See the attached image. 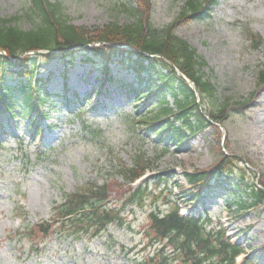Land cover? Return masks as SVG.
I'll return each instance as SVG.
<instances>
[{"label": "rangeland", "instance_id": "1", "mask_svg": "<svg viewBox=\"0 0 264 264\" xmlns=\"http://www.w3.org/2000/svg\"><path fill=\"white\" fill-rule=\"evenodd\" d=\"M50 1L61 5L70 24L92 30L110 23L129 25L135 21L131 13L122 11L121 5L135 7L137 0ZM149 1L152 23L164 28L173 24L187 0ZM28 7V0H0V20L15 18L10 25L31 30L39 22L30 17ZM175 33L205 60L204 73L216 86L219 99L232 101L230 118L222 123L225 139L221 137L218 143V137L206 131L179 147L167 136L161 138L162 134L155 135L146 125L138 124L134 116L141 112L144 118L148 107H139L136 113V107L130 104L132 94L123 95L115 87L111 96L96 95L92 99V95L85 107L77 106L71 112L70 105L64 107V99L50 97L43 108L48 121L41 123L42 134L36 140H32L33 128L28 135L30 118L16 119L6 114L4 123H0V132L6 130L10 134L0 140V264H138L156 249L149 246L147 235L149 209L156 201L168 210L165 204L169 192L179 194V188L173 186L175 182L186 188L184 171L210 169L219 161L221 149L226 155L246 160L260 178L264 177V89L258 90L247 109L240 111L235 105L257 90V73L264 63V0H218L210 18L180 25ZM250 35L261 40L260 49H256ZM88 58H73L67 83L60 79L64 66L59 59L38 63L37 58L34 72L43 80L52 74L44 85L50 93H59L68 84L82 99L90 92L100 70L99 62L89 64ZM82 61L87 65L82 66ZM124 68L112 65V75L120 78V85L133 82L137 86L133 73ZM111 86L118 85L108 87ZM71 93L67 99L72 98ZM37 119L38 116L33 127ZM44 141L49 142V147L43 156H38ZM226 144L228 147L222 148ZM161 150H167L166 154L160 155ZM136 157L147 161L143 165L149 170L145 174L147 180L153 181V190H160L157 195L148 194L136 206L123 208L126 195L119 170L122 163L124 168L133 167ZM160 175L170 176L169 189L164 183L155 185L161 180L155 177ZM94 183L108 184V201L112 208H123L121 219L96 238L73 236L68 226L54 223V209L65 196ZM205 202L212 216L211 228L216 223L225 225L231 238L240 241L245 252L250 249V255L257 256V264H264V206L235 218L234 213L231 217L223 211L224 199L206 198ZM48 222V233L37 228L35 238L29 234L30 239H21L27 237L24 234L29 228ZM74 237L80 240L72 241ZM165 256L166 253L161 254L160 259Z\"/></svg>", "mask_w": 264, "mask_h": 264}, {"label": "trees", "instance_id": "2", "mask_svg": "<svg viewBox=\"0 0 264 264\" xmlns=\"http://www.w3.org/2000/svg\"><path fill=\"white\" fill-rule=\"evenodd\" d=\"M216 3L217 0H187L173 24L159 28L152 23L150 1L137 0L135 7L121 5L122 11L131 13L135 18L132 24L119 25L115 22L92 30L70 24L57 2L28 0L27 12L39 22L35 28L26 31L10 25L16 21L15 18L0 20V51L7 55H0V112L14 117L28 116L25 115V110L38 114L43 104L49 101V95L40 90L38 84L41 80L33 79L37 58L42 62L55 56L71 60L70 56L75 49L81 48L90 51L93 57L102 61L128 66L141 82L146 78L143 74L147 75V83L150 84L141 92L139 89L134 92L135 100L142 99V105L148 107L144 118L141 114L136 115L138 124L146 125L157 133L165 132L178 146L187 145L191 139L206 130L217 136L219 143L220 131L216 124H222L230 118L232 101L219 99L216 86L204 73L205 60L175 33L180 25L210 17V9ZM251 38L255 42L254 46L259 49L262 46L261 40L257 36ZM96 43L104 45L95 46ZM122 46H130L136 52L125 50ZM37 51H52L57 54H33ZM260 67L257 73V90L247 100L235 104L240 111L252 104L258 90L264 89V63ZM176 69L196 85L198 97L190 85L178 75ZM107 74L109 75L108 72ZM13 78L17 82L14 85L8 84ZM108 80L114 81L112 73ZM168 98L173 99L174 107ZM41 115L45 116L44 113ZM227 147L228 144L222 148ZM220 152L219 161L210 169L186 173L187 181L196 187L206 179L222 178L226 184L231 185V189L227 190L232 198L229 207H235L234 212L237 215L263 206V175L259 180L263 188H259L253 182L256 172L247 168L241 158L226 155L221 149ZM146 162L143 158L136 157L132 170L124 168L122 163L119 173L133 180L143 173ZM147 189L145 182L136 192L130 193V203L135 204L136 200L141 202ZM106 196V186L90 184L82 188L66 197V201L55 208L54 223L62 221L61 225L68 226L67 230L75 236L85 233L94 238L100 235L117 220L119 214L117 210L103 204V197ZM66 216L73 217L68 221L62 220ZM148 217L149 246L156 245L157 248L152 257H146L140 264H232L234 255L241 251L239 247L229 243L219 226L209 229L208 221L201 223L180 218L172 204L169 211L164 213L154 206ZM40 228L47 233L50 223L43 224ZM30 231L32 237L36 235L34 228ZM164 253L167 256L161 260L160 255ZM249 260L245 264H253V260Z\"/></svg>", "mask_w": 264, "mask_h": 264}, {"label": "water", "instance_id": "3", "mask_svg": "<svg viewBox=\"0 0 264 264\" xmlns=\"http://www.w3.org/2000/svg\"><path fill=\"white\" fill-rule=\"evenodd\" d=\"M127 49H131V48H129V47H126ZM178 74L180 75V76H183L182 75V73H180L179 71H178ZM194 88H196V86H195V84L194 83H192V82H190V81H188Z\"/></svg>", "mask_w": 264, "mask_h": 264}]
</instances>
